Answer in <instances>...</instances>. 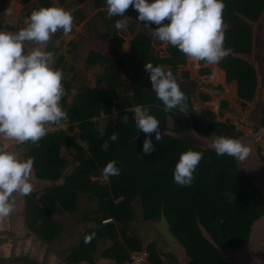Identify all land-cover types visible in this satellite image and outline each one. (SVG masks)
Instances as JSON below:
<instances>
[{
	"label": "trees",
	"instance_id": "16d2710c",
	"mask_svg": "<svg viewBox=\"0 0 264 264\" xmlns=\"http://www.w3.org/2000/svg\"><path fill=\"white\" fill-rule=\"evenodd\" d=\"M38 1L41 7L51 6L48 1ZM224 3L225 47L232 51L218 68L225 72L226 84L235 83L237 98L244 106L254 102L259 93L260 78L247 56L253 51L252 25L264 12V0H224ZM102 17H105L106 26L113 27L111 43L126 60L127 80L123 79L121 69L113 59L95 50L89 51L86 63L89 67L98 65L103 68L98 80L105 89L83 86L70 102L66 95L62 100V106L68 112L66 129L46 135L39 147L26 144L27 157H34L35 176L53 183L62 180L61 184L48 187L39 195L26 196L28 228L38 239L50 243L60 233L53 214L74 213L78 209L79 196H86L96 205L87 210L82 219L92 224L84 230L66 261L70 264L91 263L96 248L109 242L110 246L101 252L100 257L109 260V264H128L130 252L143 248L141 239L132 231L131 223L136 220L132 203L136 201L141 205L143 221L162 219L166 222L169 233L177 239L192 264H229L219 247L239 250L248 244L254 224L264 216V198L250 177L240 172L237 159L218 156L213 148L197 146L180 135L185 132L183 120L188 117L192 130L199 137L223 135L239 139L241 135L235 132L230 121H218L217 115L206 106L196 113L192 98L197 93V83L189 78L187 71L180 75L176 73L178 66L188 63L184 54L168 44L167 56H160L154 51L147 32L136 33L128 21L125 28L117 30L116 20L124 17L108 18L107 14ZM61 34L57 33L55 38ZM123 35L131 36L127 53L120 50ZM46 50L54 52L56 57L58 49L52 41ZM62 60L63 56L56 57L54 67L57 68ZM148 62L153 66L163 65L166 71L173 72L187 96V113H180L178 109L163 110L164 105L151 88L150 74L144 68ZM199 64L205 63L201 61ZM209 72V67L200 71L202 76ZM63 84L69 94L70 81ZM215 89L217 93L222 92L220 86ZM260 92V114L252 117L264 131V85ZM200 98L204 103L210 100V96L203 93ZM115 99L118 101L114 102ZM136 106H143L160 121L162 139L156 141L155 133L152 134L155 151L151 154L142 151L147 137L136 127L133 112ZM220 107L221 117L227 102L221 101ZM101 114L106 118L113 116L114 121L105 123L103 120L102 126L91 121ZM168 118L173 120L171 128L167 125ZM75 128L85 148L76 146L75 158L69 163L57 154L60 147L75 145L67 135ZM101 128L105 132L103 137L98 131ZM113 132L118 134V141L110 139ZM189 149L203 152L204 157L191 186H180L175 183L173 174L181 153ZM113 160L120 169L119 176H112L105 183L92 180L102 176L103 168ZM106 219L111 222L102 223ZM92 233L95 238L86 245L84 237ZM153 247L151 244L145 249L149 253L148 264H170L163 257L172 260L173 264L176 262L171 253H156Z\"/></svg>",
	"mask_w": 264,
	"mask_h": 264
},
{
	"label": "clouds",
	"instance_id": "9594fccd",
	"mask_svg": "<svg viewBox=\"0 0 264 264\" xmlns=\"http://www.w3.org/2000/svg\"><path fill=\"white\" fill-rule=\"evenodd\" d=\"M106 6L108 18L124 17L130 6L134 7L138 21L150 29L152 24L157 26L152 29L153 36L178 49L190 62L216 65L232 51L225 47L224 0H152L151 3L106 0ZM73 26L72 12L53 5L33 10L25 26L17 31L0 30V137L3 139L39 147L49 131L62 127V122L67 120L68 112L62 106L67 95L64 74L54 67V52L45 48L57 32L68 36ZM125 27L126 21L116 20L117 30ZM144 68L150 74L151 88L164 105L163 110L187 113V96L173 72L151 62L145 63ZM134 113L136 127L147 137L142 151L151 154L155 151L152 134L155 133L156 141L162 139L160 121L143 106H136ZM98 131L101 137L105 135L102 128ZM110 139L118 141V134L113 132ZM212 148L218 156L228 155L239 161L245 160L251 151L240 139L223 135L214 139ZM203 157V152L192 149L181 153L173 174L175 183L191 186ZM33 168L34 157L25 159L0 147V222L15 210L16 194L28 196L33 192ZM119 175L114 160L102 170L105 180ZM94 238L95 233L86 235L84 243L90 244Z\"/></svg>",
	"mask_w": 264,
	"mask_h": 264
},
{
	"label": "rangeland",
	"instance_id": "374dc122",
	"mask_svg": "<svg viewBox=\"0 0 264 264\" xmlns=\"http://www.w3.org/2000/svg\"><path fill=\"white\" fill-rule=\"evenodd\" d=\"M42 1H48L51 6L55 5L58 7H63L66 10L71 11L74 16L73 31L68 36L61 34L59 37L55 38V35L57 33H60L57 32L50 40V42L52 41L54 43V46L58 49L56 57L63 56L62 63L57 67V69L62 70L64 74L63 83L64 81H70L71 83L69 94H67L68 102H70V100L76 94H78L79 91H81L80 88L83 86H86L88 88L97 87L101 90L105 89L104 84H102L98 80L99 76L103 73V68L98 65L89 67L86 63L85 59L88 52L91 50L100 52L105 57L113 59L121 69L123 79H125V81L127 80L128 71L126 68V60L118 52V49L111 43L113 27L106 26V24L104 23V18L106 16L102 17V15L107 14L106 0ZM149 2L151 3L152 0H149ZM3 5V0H0V15L3 9ZM39 8H41V5L38 0H11L6 16L3 19V28L7 31L13 32L23 28L29 18L27 14H30L33 10ZM138 15L139 14L134 9V7L130 6V8L125 12V16L122 20L131 23L136 33L139 31L147 32L151 39V45L154 48V51L160 56H167L166 48L168 44L159 41L158 38L153 36L152 29L155 28L154 25H150V27L152 28L150 29L147 25H145L144 22L138 21ZM252 27L253 51L249 56H247V58L251 61L257 72L258 78H260L258 87L259 93L257 97H255V101L245 103L247 105L243 106L242 101L237 98L235 83L226 84L225 72L218 68V64L200 65L199 63L190 62L188 60V63L186 65L177 67L176 73L180 75L183 72L187 71L189 72V78L197 83L198 90L192 98V105L196 113L199 114L205 108V106L211 108V106L216 105V103L220 104L221 101H225L227 102V107L223 108V116L226 111L232 113L233 116L232 118L227 117L231 116L229 114H227L226 117L222 116L220 118L222 121L225 122L230 119V124L234 127L235 124L237 125L243 122H251L254 127H258L257 123L253 121V117L260 114V104H262V94L260 91L262 90V87L264 85V12L261 15L260 19L256 23H254ZM123 41L124 42L120 45V50L123 53H127L130 50L131 36L123 35ZM28 47H31V45H28ZM206 67H209L210 72L209 74L202 76L200 71ZM218 86L222 87L223 93L220 92V94L216 92L215 88ZM200 93L210 96V100L204 103L200 98ZM117 101L118 99L114 100V102ZM248 111H250L251 113L247 114ZM103 120H105V123L114 121V117L109 116L108 118H106L103 114H101L100 117H94L91 119L92 122H99L101 126L104 125ZM66 121L67 120L62 122L63 126L61 128L66 129ZM167 125L169 128L172 127L173 120L171 118L167 119ZM183 126L185 127V132L184 134L180 135L181 138L190 139L197 146L200 145V147L203 148L211 145L209 141H212L210 139L214 138V135H209L206 137V139L197 136L192 130L191 120L189 117L183 120ZM77 133V128H75L72 132L67 133L69 140H72L75 143L74 146H63L58 150V157H64L63 160L68 161L69 163L72 162V160L75 158L76 146L85 148V143L79 140ZM96 179L100 183L106 182L103 176L92 178V180ZM39 190L41 189H36V192H38ZM95 205V202H92L87 199L86 196L81 195L78 198V209L74 213L53 214V221L59 226V235L48 244L41 243L38 239L35 238L33 242V244H35V246L33 245L34 250L31 249V247H29V249H24V251L19 254V260L28 259L27 261L34 262L35 264H44L42 261L36 260L39 257L37 253H41V256H44L43 258L46 264H67L68 262L66 261V258L69 255L70 251L80 242L84 230L92 224L90 222L83 221L82 218L86 215V211L89 209H93ZM132 206L136 214V220L131 223L133 226L132 228H134V230L132 231L141 239L143 244L142 250H145L147 246L153 244V249L154 251H156V253H171L176 259V262H174V264H192L189 258L185 255L184 250L179 245L177 239L169 233L168 226L164 220L161 219L157 222H145L143 221L140 203L134 201L132 203ZM257 223L254 224L252 228V232L254 233L253 237H255L256 234L259 235L257 240L251 241L249 246H246L243 249L223 251L224 256L231 264H256V260H258V262H262V260H264V258L261 257H264V254L261 253L264 248L262 250V248L259 247L261 245L264 246V242L262 243L260 238V236L264 235V223L258 225ZM204 235L207 236L205 232ZM25 239L26 238H24L23 240ZM25 243V241L18 242L19 247L26 248L27 246L25 245ZM109 246V242L100 244L96 248V253L93 256L91 263L82 262L78 264H109V260L100 257L101 252L107 249ZM37 247H39L40 249ZM33 251L35 252L33 253ZM132 253L133 252H130L128 264H133V260L131 261V256L133 255ZM251 254L255 255L257 259L253 262H246V256L251 257ZM163 260H165L166 262H170V264H173L172 260L165 259L164 257Z\"/></svg>",
	"mask_w": 264,
	"mask_h": 264
},
{
	"label": "crops",
	"instance_id": "0c3cea01",
	"mask_svg": "<svg viewBox=\"0 0 264 264\" xmlns=\"http://www.w3.org/2000/svg\"><path fill=\"white\" fill-rule=\"evenodd\" d=\"M67 1H69V0H67ZM81 1H85V0H81ZM95 10H98V9H95ZM236 94H237V92H236ZM206 108H208L214 114H216L218 118H221L223 116V115L221 117L219 116L220 106L217 103H216V105L211 106V108H209L208 106H206ZM223 113H224V111H223ZM248 113H251V112L248 111L247 114ZM227 114H229L231 116H227ZM226 116L232 118L233 114L226 111L223 117H226ZM255 128L257 130H261V128H259V127H255ZM243 137L244 136L241 135L239 139L245 145L249 146L251 151H250V155L245 160H243V161L238 160L239 170L242 174L251 178L252 182L258 186V188L261 192V195L264 198V159L259 155V151L257 150V147L253 143V141L249 138H246V137L243 138ZM204 139H206V137ZM210 140H212V141H209V140L208 141L211 143V145H208L207 148H212V142L214 141V138H211ZM26 144L27 143H25L24 145H17V144L13 145V144H11L10 141H7V140L3 139V137H0V147L6 148L9 151L16 152L18 155H20L21 157H23L25 159L28 158L27 157V150L28 149H27ZM62 159H64V157H62ZM31 182L34 185V190L31 194L35 193L36 195H39L46 188L53 187V186H55V184H61L62 180L60 179V180L56 181V183H53L50 181H45V180H39L35 176L34 171H33ZM36 189H41V190L36 192ZM257 222H256L257 225L264 223V216L261 219H259V221H257ZM251 234H252V232H251ZM253 234H252V236H253ZM258 237H259V235L256 234V236L253 237V240H257ZM24 238H26V239L23 240ZM35 238L38 239L36 237V235L33 232H31V230L28 228V225L26 222V196L16 194V196H15V210L13 211V213L9 217L5 218V220L3 222H0V259H9V260H13L16 258L18 259L19 254L22 253L24 251V249H29V247H31V249L34 248L32 244H33ZM260 238H261V241L263 243L264 242V235L260 236ZM23 241L26 242L25 243V245L27 246L26 248H24V247L20 248L19 247L18 242H23ZM41 243H44V242L42 241ZM44 244H48V243H44ZM259 247H261L262 250L264 248V246H262V245ZM225 250H229V249L219 247V251L223 256H224L223 251H225ZM231 251H233V250H231ZM261 253L264 254V250L261 251ZM225 259H226V257H225ZM256 259L257 258L253 254H251V257L246 256V262H249V261L253 262ZM263 261L264 260H262V262ZM262 262L261 261L258 262V260H256V264L257 263L262 264Z\"/></svg>",
	"mask_w": 264,
	"mask_h": 264
},
{
	"label": "built area",
	"instance_id": "2783aa9c",
	"mask_svg": "<svg viewBox=\"0 0 264 264\" xmlns=\"http://www.w3.org/2000/svg\"><path fill=\"white\" fill-rule=\"evenodd\" d=\"M63 128L54 127L48 134L55 133ZM235 131L240 135L249 138L256 145L257 150L259 151V155L264 158V131L257 130L251 122H243L241 124H235ZM47 134V135H48ZM11 144L15 145L14 141H11ZM111 219H106L102 221L103 223L110 222ZM131 256V261L133 264H148L149 253L147 250H141L137 252H133Z\"/></svg>",
	"mask_w": 264,
	"mask_h": 264
},
{
	"label": "water",
	"instance_id": "95a60500",
	"mask_svg": "<svg viewBox=\"0 0 264 264\" xmlns=\"http://www.w3.org/2000/svg\"><path fill=\"white\" fill-rule=\"evenodd\" d=\"M10 1L11 0H6L5 1V4H4V6H3V9H2V13H1V15H0V22H1V20L3 19V16H5L6 14L5 13H7V11H8V6H9V4H10ZM252 234H253V232H252ZM251 234V235H252ZM251 235H250V240H249V242H248V244H246L245 246H243L242 247V249L244 248V247H246V246H249V244L251 243V241H253V236L251 237ZM262 258H264L263 256H262ZM246 261V260H245ZM0 264H30V263H26V262H18V261H13V260H3V259H0ZM258 264V263H257ZM262 264H264V261L262 262Z\"/></svg>",
	"mask_w": 264,
	"mask_h": 264
},
{
	"label": "flooded vegetation",
	"instance_id": "af4514ba",
	"mask_svg": "<svg viewBox=\"0 0 264 264\" xmlns=\"http://www.w3.org/2000/svg\"><path fill=\"white\" fill-rule=\"evenodd\" d=\"M5 1H6V0H3V3H4V4H5ZM3 6H4V5H3ZM8 7H9V6H8ZM1 13H2V12H1ZM5 14H6V13H5ZM5 16H6V15H5ZM5 16H3V19H4ZM3 19H2L1 22H0V30H5V29L3 28V23H4V22H3ZM6 31H7V30H6ZM36 237H37V236H36ZM39 240H40V239H39ZM40 241H41V240H40ZM41 242H42V241H41ZM32 245L35 246V244H32ZM37 248H39V247H37ZM32 249H33V248H32ZM39 249H40V248H39ZM33 250H34V249H33ZM34 252H35V251H33V253H34ZM34 255H35V254H34ZM37 255H38L39 257H38V259H36V260L42 261L44 264H46L45 261H44V258H43L44 256H43V255L41 256V253H37ZM3 260H9V259H3ZM21 260H22V259H21ZM21 260H19V258H18V259L16 258V259H14L13 261L26 262V263H30V264H35L34 262H29V261H27L28 259H24V260H22V261H21ZM67 264H69V263H67Z\"/></svg>",
	"mask_w": 264,
	"mask_h": 264
}]
</instances>
